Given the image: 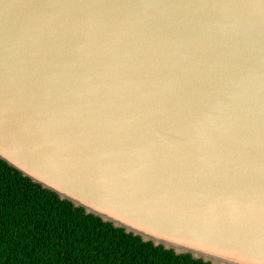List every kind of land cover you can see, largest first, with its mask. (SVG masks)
<instances>
[{
	"label": "water",
	"instance_id": "95a60500",
	"mask_svg": "<svg viewBox=\"0 0 264 264\" xmlns=\"http://www.w3.org/2000/svg\"><path fill=\"white\" fill-rule=\"evenodd\" d=\"M0 158L145 241L264 264V0H0Z\"/></svg>",
	"mask_w": 264,
	"mask_h": 264
},
{
	"label": "trees",
	"instance_id": "16d2710c",
	"mask_svg": "<svg viewBox=\"0 0 264 264\" xmlns=\"http://www.w3.org/2000/svg\"><path fill=\"white\" fill-rule=\"evenodd\" d=\"M0 264H212L126 232L0 158Z\"/></svg>",
	"mask_w": 264,
	"mask_h": 264
}]
</instances>
